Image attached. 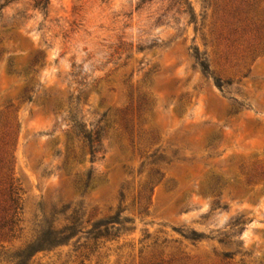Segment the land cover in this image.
Returning a JSON list of instances; mask_svg holds the SVG:
<instances>
[{"label":"rangeland","instance_id":"374dc122","mask_svg":"<svg viewBox=\"0 0 264 264\" xmlns=\"http://www.w3.org/2000/svg\"><path fill=\"white\" fill-rule=\"evenodd\" d=\"M257 1L0 0V264H264V180H246L264 165V54L242 33L264 26ZM139 96L158 138L133 156L116 128ZM72 116L105 152L91 158Z\"/></svg>","mask_w":264,"mask_h":264},{"label":"trees","instance_id":"16d2710c","mask_svg":"<svg viewBox=\"0 0 264 264\" xmlns=\"http://www.w3.org/2000/svg\"><path fill=\"white\" fill-rule=\"evenodd\" d=\"M257 0H254L253 3H250V9L244 10L245 13H248L251 11H258L257 8L259 5H257ZM50 3V0H37L36 2V8L45 10L48 7V4ZM253 9V10H252ZM241 11V10H239ZM243 12V10L241 11ZM249 22L244 23V26L242 28V33L248 34L253 33L252 40L254 42L250 43V54H256V58L260 56L261 54H264V43H263V35L264 33V26L259 27L258 25L260 23H255L253 20L247 19ZM236 31V29L234 30ZM36 63V60L33 62ZM200 65L204 72H208L209 65L206 61L200 60ZM216 85L222 90L223 89V81L221 79H215ZM21 98L25 101L31 102L33 100V95L28 93V89H24ZM72 99V97H70ZM77 102L80 100L79 95L75 97ZM76 102V103H77ZM48 106V104H46ZM150 108L148 104V100L145 96L141 97L139 96L136 101V106L129 105L123 110V114L120 118V126L116 128L117 135L119 137V142L121 143L122 148L130 149L132 152V155L135 156L138 152L139 154H142L144 151L146 153L147 150H145L146 146L145 143H153L157 141L158 138V131L157 130H150L144 127L142 123L143 116L145 112ZM181 109V108H180ZM239 112L238 108H235L228 112V117L237 114ZM71 123L70 130L73 134H75L80 140H82L84 146L88 149V152L91 155V158L94 159L96 154L100 151L105 152V140L106 136L105 134L101 133L98 126L90 125L88 127L87 125H83L80 123L77 119H75L73 116L70 119ZM13 128L12 125L10 128L8 127L5 139L3 140V161L5 162V165L11 164V158L12 154L9 153V150H7L8 144L11 141V138L13 136ZM216 137H213L209 139L206 143V148L209 150H214L217 146V144L222 140L216 141ZM161 150V146L157 147L151 154H149V157H154L158 154V152ZM166 159V157H165ZM181 159V158H178ZM186 157H183V160H185ZM188 160L193 161V158H188ZM171 162V160H169ZM159 173V171H158ZM10 179V186H9V201L10 205L8 208V219H6L4 226H14L16 221L18 220L17 213L19 209V187L15 185L14 178L9 175ZM247 182H260L264 180V165H254L253 168H251V171L248 174V178L246 179ZM88 186V182H86L85 187ZM224 187V186H223ZM242 193L239 192V195ZM12 210V213H9V211ZM75 219V218H73ZM77 223V220L71 222V226H65L62 229H59L57 233L54 236V238H47L44 241L47 245H53L58 242H63L67 239V236H65L66 232L73 229ZM12 230V229H11ZM50 235H54L51 231H49ZM198 237H201V235L194 234L192 237L193 240H197ZM43 247V246H40Z\"/></svg>","mask_w":264,"mask_h":264}]
</instances>
